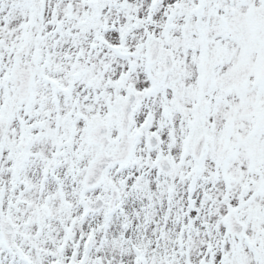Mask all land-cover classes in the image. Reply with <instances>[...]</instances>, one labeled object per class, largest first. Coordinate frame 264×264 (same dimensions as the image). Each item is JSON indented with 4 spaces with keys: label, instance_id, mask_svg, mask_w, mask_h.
<instances>
[{
    "label": "snow or ice",
    "instance_id": "1",
    "mask_svg": "<svg viewBox=\"0 0 264 264\" xmlns=\"http://www.w3.org/2000/svg\"><path fill=\"white\" fill-rule=\"evenodd\" d=\"M0 264H264V0H0Z\"/></svg>",
    "mask_w": 264,
    "mask_h": 264
}]
</instances>
